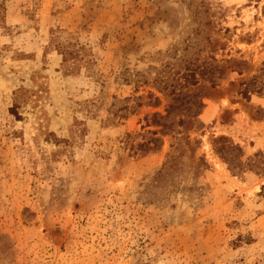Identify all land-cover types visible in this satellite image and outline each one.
<instances>
[{
	"label": "rangeland",
	"instance_id": "obj_1",
	"mask_svg": "<svg viewBox=\"0 0 264 264\" xmlns=\"http://www.w3.org/2000/svg\"><path fill=\"white\" fill-rule=\"evenodd\" d=\"M0 264H264V0H0Z\"/></svg>",
	"mask_w": 264,
	"mask_h": 264
},
{
	"label": "trees",
	"instance_id": "obj_2",
	"mask_svg": "<svg viewBox=\"0 0 264 264\" xmlns=\"http://www.w3.org/2000/svg\"><path fill=\"white\" fill-rule=\"evenodd\" d=\"M74 53H69L70 58H74ZM199 71V75L202 79L206 80L210 83L211 87H215L217 85V80L221 79V69L218 66H213L211 63L206 66L202 67L200 70L197 69H190L189 66H185L184 73L180 76V79L184 80L190 85H195L197 83L196 80V71ZM257 81L256 79H252L251 81L243 82L239 84V89L237 92V95L240 96L244 100H248L250 93H259L260 90L254 92V86L256 85ZM140 107V106H137ZM202 107V104H198V109ZM132 114V113H131ZM125 117L126 115L123 114L120 117ZM164 121L168 120L167 117L161 118ZM153 135H156L155 133H152ZM154 142H158L157 140H154Z\"/></svg>",
	"mask_w": 264,
	"mask_h": 264
}]
</instances>
